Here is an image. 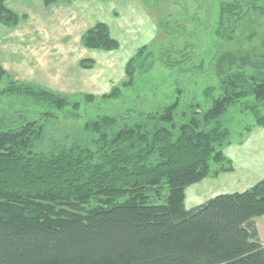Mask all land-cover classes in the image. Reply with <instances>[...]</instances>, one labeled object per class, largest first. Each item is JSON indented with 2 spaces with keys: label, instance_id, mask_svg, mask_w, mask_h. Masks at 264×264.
Instances as JSON below:
<instances>
[{
  "label": "trees",
  "instance_id": "trees-1",
  "mask_svg": "<svg viewBox=\"0 0 264 264\" xmlns=\"http://www.w3.org/2000/svg\"><path fill=\"white\" fill-rule=\"evenodd\" d=\"M252 15L264 16V0L219 1L214 33L221 45ZM17 21L0 0V23ZM81 41L94 49L119 45L100 21ZM258 43L219 47L210 63L217 85L203 91L206 108L182 102L177 88L171 102L137 116L97 115L72 141L45 143L41 120L0 125V264H264L254 220L264 214V177L189 209L184 203L185 188L205 178L211 161L218 170L228 161L222 147L230 143V107L241 105L264 128V39ZM146 48L126 63L123 86L133 84ZM11 84L8 96L57 109L69 103L33 84ZM119 95L114 87L105 96Z\"/></svg>",
  "mask_w": 264,
  "mask_h": 264
},
{
  "label": "rangeland",
  "instance_id": "rangeland-1",
  "mask_svg": "<svg viewBox=\"0 0 264 264\" xmlns=\"http://www.w3.org/2000/svg\"><path fill=\"white\" fill-rule=\"evenodd\" d=\"M74 1L86 3L83 10L90 27L99 21L107 24L110 34L119 43L117 48H87L80 41L86 53L81 57L75 55L74 62L66 57V72L59 78L55 73L49 75L48 71L34 76L30 73L29 79L14 78L0 64L5 72L0 77V125L15 126L26 121L41 120L45 125V143L51 139L72 141L82 137L85 123L97 115L125 116L134 113L137 116L143 110L156 109L171 102L177 88L183 90L182 102L194 100L206 108L203 91L217 85L216 76L210 71V63L219 47L258 46V42L264 39V16L252 15L237 24L232 43L221 45L214 30L219 1L222 0ZM17 16L15 25H0L16 27L22 15ZM49 26L47 24L45 28ZM87 30L84 29L81 38ZM249 36H252L251 42L247 39ZM142 45H147L146 51L136 62L141 68L135 69L133 84L123 86L127 79L126 63ZM148 52H151V57L147 56L143 62ZM82 60H92V67H82ZM75 71L81 73L76 74ZM70 79L80 87L69 84ZM11 82L42 87L66 96L69 103L61 110L42 102L36 103L27 97L8 96L3 92L12 85ZM114 87L120 89V95L105 96ZM226 120L230 129V143L222 147V153L228 161L220 170L219 164L211 161L205 178L185 188L184 203L187 209L218 194L243 191L264 176V164L259 165L264 162L261 161L264 128L258 126L253 115L241 105L230 107ZM259 166L261 171L254 174ZM161 194L164 196L165 190ZM261 218L264 217L258 216L254 220L259 222Z\"/></svg>",
  "mask_w": 264,
  "mask_h": 264
},
{
  "label": "crops",
  "instance_id": "crops-1",
  "mask_svg": "<svg viewBox=\"0 0 264 264\" xmlns=\"http://www.w3.org/2000/svg\"><path fill=\"white\" fill-rule=\"evenodd\" d=\"M5 3L22 15L16 27L0 25V64L14 78L29 79L30 73L34 76L46 71L49 75L55 73L57 78L63 77L65 58L74 62L75 55L81 57L86 53L80 42L82 32L90 27L83 10L86 3L74 0L51 6H45L40 0H5ZM47 24L50 28L46 29ZM72 83L75 87L80 85L70 79L69 84ZM261 161H264V154ZM263 164L259 163L260 166ZM260 166L254 174L261 171ZM255 224L264 245V218L259 222L255 220Z\"/></svg>",
  "mask_w": 264,
  "mask_h": 264
}]
</instances>
